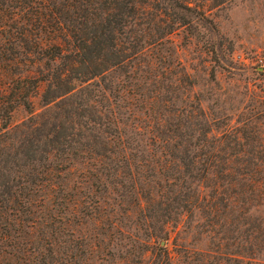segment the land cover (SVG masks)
Masks as SVG:
<instances>
[{"label":"trees","instance_id":"trees-1","mask_svg":"<svg viewBox=\"0 0 264 264\" xmlns=\"http://www.w3.org/2000/svg\"><path fill=\"white\" fill-rule=\"evenodd\" d=\"M201 1L0 0V264H72L78 245L61 238L72 236L67 223L81 216L66 175L78 162L98 163L99 172L106 163L115 174L125 172L124 162H142L141 176L151 180L144 191L133 179V211L148 241L164 242L157 264L171 258L169 227L192 203L191 172L197 180L209 172L220 185L232 181L228 163L186 160L188 138L200 141L207 131L190 129V112L200 110L175 105L172 93L192 82L182 73L171 82L146 59L150 46L192 25L190 5ZM198 14L197 23L207 21ZM117 72L121 86L112 82ZM33 99L45 113L11 126L17 108L33 114ZM115 184L116 192L128 188ZM231 200L210 196L208 206L218 211Z\"/></svg>","mask_w":264,"mask_h":264},{"label":"rangeland","instance_id":"rangeland-1","mask_svg":"<svg viewBox=\"0 0 264 264\" xmlns=\"http://www.w3.org/2000/svg\"><path fill=\"white\" fill-rule=\"evenodd\" d=\"M190 6L192 25L150 46L146 59L159 73H167L169 81L175 82L182 73L192 82L179 90L175 86L172 93L175 105L199 108L201 114H189L190 129L207 131L200 141L195 136L188 138L186 160L228 163L232 181L220 185L209 172L197 180L191 172L188 191L192 203L178 224L169 227L165 246L171 258L167 264H264V0H202L199 7ZM199 11L207 21L196 22ZM155 25L161 30L165 26ZM112 77L113 84L121 86L123 76L117 72ZM122 84L125 89L129 82ZM33 106V114L17 108L11 126L46 111L39 99H33ZM155 158L151 157V164ZM122 165L125 172L115 174L106 163L99 172L93 168L98 163L78 162L66 173L77 187L73 193L81 213L67 223L72 236L61 238L78 245L72 264H157L164 242L148 241L145 225L134 214L138 207L131 195L133 179L145 191L151 177L141 176L138 160ZM118 181L128 188L116 192ZM224 193L237 200L234 205L231 200L232 207L218 206L217 211L208 206L210 196L217 200ZM193 197L199 200L193 203ZM86 242L92 247L90 252Z\"/></svg>","mask_w":264,"mask_h":264}]
</instances>
